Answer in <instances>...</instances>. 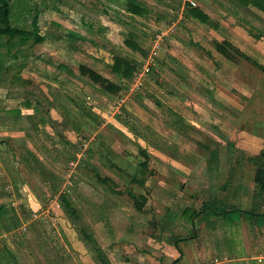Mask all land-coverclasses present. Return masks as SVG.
<instances>
[{
	"label": "rangeland",
	"instance_id": "1",
	"mask_svg": "<svg viewBox=\"0 0 264 264\" xmlns=\"http://www.w3.org/2000/svg\"><path fill=\"white\" fill-rule=\"evenodd\" d=\"M138 1L143 16L112 0H31L46 39L15 57L0 47L11 82L0 80V264L214 262L197 261V216L188 217L197 211V158L208 156L198 143L218 146L225 168L232 152L241 155L227 146L237 119L252 112L236 97L250 92L240 85L243 60L229 62L215 46L243 52L247 37L264 40V11L196 0L199 18L181 0ZM116 57L132 62L130 77L112 72ZM79 66L120 91L105 92ZM142 161L152 176L138 187L149 198L137 211L125 189Z\"/></svg>",
	"mask_w": 264,
	"mask_h": 264
},
{
	"label": "crops",
	"instance_id": "2",
	"mask_svg": "<svg viewBox=\"0 0 264 264\" xmlns=\"http://www.w3.org/2000/svg\"><path fill=\"white\" fill-rule=\"evenodd\" d=\"M245 42L247 45H241L240 49L249 57L259 58L253 60L262 68L249 60L241 59L245 70L239 75L240 85L250 92L241 94L235 91L241 95L236 97L245 105L249 103L252 112L237 119L238 130L234 132V139L229 138L227 141V146L237 149L236 152L241 155L232 152L224 161V168L221 167L218 146L208 148L198 143L208 151V156L203 160L197 158V163L203 161L200 165L203 168L199 169L200 166H197V261L211 259L214 261L211 264H264V64L261 58H264V40L254 43L247 37ZM256 68L260 70L257 81L252 77ZM242 120L249 124H261L262 134L246 130L243 123L239 122ZM217 142L225 144L221 140ZM258 171L263 172L261 180L256 179ZM138 174L140 177V173ZM151 176L146 175L143 184H129L133 191L139 192L146 199L140 211L149 198L147 191L140 189L148 185V178ZM135 184L140 189L137 190ZM218 209L227 212L221 216ZM186 211L187 208L182 216ZM169 254L176 258L177 251L174 249Z\"/></svg>",
	"mask_w": 264,
	"mask_h": 264
},
{
	"label": "trees",
	"instance_id": "3",
	"mask_svg": "<svg viewBox=\"0 0 264 264\" xmlns=\"http://www.w3.org/2000/svg\"><path fill=\"white\" fill-rule=\"evenodd\" d=\"M113 2L119 3L123 9L135 16H143L147 10L146 8L138 1V0H112ZM243 5L252 4L255 7H259L264 11V0H237ZM196 7H189L191 9L189 12L194 17L205 18L203 13L197 9ZM40 9L38 6L33 5L31 0H0V47L5 49V55H11L15 57L20 48L24 45H35L40 44L46 39V36L40 33V25H39V14ZM125 45H127L131 49L136 48V44L132 39H126ZM16 46L14 52H12L13 47ZM231 48H224L222 46H215L216 50L220 52L225 58L232 60L235 56H240V59H246L253 62L259 68H262L261 65L256 63L251 57L246 55L245 53L237 50L232 45ZM237 52V54H235ZM133 64L132 62L125 57H116L111 65V70L114 73H121L124 77L128 78L133 73ZM79 71L82 75H85L90 81L93 83L103 82L105 92L108 93H116L120 91L121 85H115L114 83L105 80L102 75L97 73L96 71L90 69L86 66H79ZM0 71V80L3 82L11 83L10 80L6 77H3V73ZM8 80V81H7ZM5 91V87H0V91ZM4 97L0 96V110H2V105L4 103ZM6 112H13L16 115V118H20L21 110L20 109H10ZM142 155L147 156L144 150H140ZM140 168L138 169L139 173L144 174L145 169L147 168V161H142L139 163ZM129 182H137L138 184H143V178L138 177V172L133 173L130 177ZM263 178V172L258 171L256 173V179L261 180ZM125 193L130 199L133 201V206L136 210H141L143 203L145 202V197L135 191L132 190L131 187L125 189ZM238 210L239 209H232ZM219 215H224L227 211L218 209ZM216 211V212H217ZM187 213V211H186ZM191 215L188 216L189 219L197 216V211H191ZM1 220V217H0ZM0 227H2V223H0ZM84 238L87 242L94 243L90 234H85ZM177 241V240H176ZM178 250L181 252L178 243L175 244Z\"/></svg>",
	"mask_w": 264,
	"mask_h": 264
},
{
	"label": "built area",
	"instance_id": "4",
	"mask_svg": "<svg viewBox=\"0 0 264 264\" xmlns=\"http://www.w3.org/2000/svg\"><path fill=\"white\" fill-rule=\"evenodd\" d=\"M182 1V4L184 5V6H189V7H196L197 5V3H196V0H181Z\"/></svg>",
	"mask_w": 264,
	"mask_h": 264
}]
</instances>
